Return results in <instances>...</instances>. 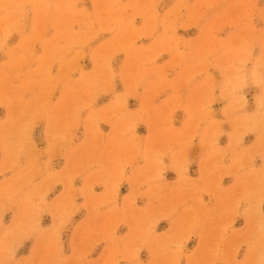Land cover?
I'll return each mask as SVG.
<instances>
[{"label":"rangeland","instance_id":"374dc122","mask_svg":"<svg viewBox=\"0 0 264 264\" xmlns=\"http://www.w3.org/2000/svg\"><path fill=\"white\" fill-rule=\"evenodd\" d=\"M0 264H264V0H0Z\"/></svg>","mask_w":264,"mask_h":264}]
</instances>
